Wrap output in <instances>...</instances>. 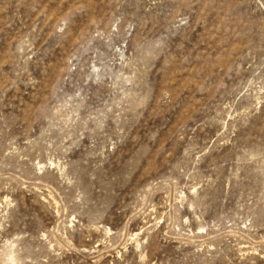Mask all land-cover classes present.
<instances>
[{
  "label": "rangeland",
  "instance_id": "obj_1",
  "mask_svg": "<svg viewBox=\"0 0 264 264\" xmlns=\"http://www.w3.org/2000/svg\"><path fill=\"white\" fill-rule=\"evenodd\" d=\"M0 264H264V0H0Z\"/></svg>",
  "mask_w": 264,
  "mask_h": 264
}]
</instances>
